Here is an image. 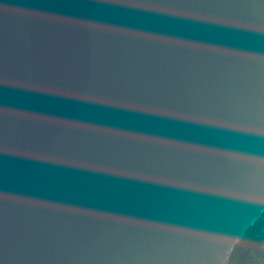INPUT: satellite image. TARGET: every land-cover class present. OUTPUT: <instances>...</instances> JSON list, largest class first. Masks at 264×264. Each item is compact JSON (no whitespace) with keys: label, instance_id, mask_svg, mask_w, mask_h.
Returning a JSON list of instances; mask_svg holds the SVG:
<instances>
[{"label":"water","instance_id":"obj_1","mask_svg":"<svg viewBox=\"0 0 264 264\" xmlns=\"http://www.w3.org/2000/svg\"><path fill=\"white\" fill-rule=\"evenodd\" d=\"M264 211V0H0V264H227Z\"/></svg>","mask_w":264,"mask_h":264},{"label":"trees","instance_id":"obj_2","mask_svg":"<svg viewBox=\"0 0 264 264\" xmlns=\"http://www.w3.org/2000/svg\"><path fill=\"white\" fill-rule=\"evenodd\" d=\"M227 264H264V211L245 228Z\"/></svg>","mask_w":264,"mask_h":264}]
</instances>
